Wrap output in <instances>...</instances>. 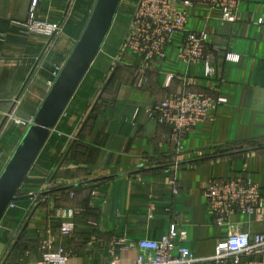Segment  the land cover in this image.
<instances>
[{
  "label": "crops",
  "instance_id": "crops-1",
  "mask_svg": "<svg viewBox=\"0 0 264 264\" xmlns=\"http://www.w3.org/2000/svg\"><path fill=\"white\" fill-rule=\"evenodd\" d=\"M33 2L0 0V174L27 129L10 115L33 122L83 32H31L33 19L63 18L72 1ZM135 2L122 0L115 21L125 22ZM182 9L187 29L207 30L209 46L220 49L212 78L202 64L180 59L183 34L148 66L124 49L110 50L111 63L117 56L111 67L96 58L0 222V264H37L48 250L66 252L68 264H111L117 256L133 264L140 250L132 245L158 240L173 223L187 231L180 245L210 257L228 226L214 222L209 180L245 173L264 196V0L243 2L237 23L223 21L218 7ZM186 88L218 91L227 102L179 145L143 111L133 119L136 109ZM231 221L243 232H264V213H236Z\"/></svg>",
  "mask_w": 264,
  "mask_h": 264
},
{
  "label": "built area",
  "instance_id": "built-area-1",
  "mask_svg": "<svg viewBox=\"0 0 264 264\" xmlns=\"http://www.w3.org/2000/svg\"><path fill=\"white\" fill-rule=\"evenodd\" d=\"M246 1L136 0L123 49L130 50L143 66H148L154 60L163 58L173 38L183 34L180 59L188 66L202 64L204 77L210 79L220 49L209 46L207 30L187 29V13L182 7L196 3L218 7L223 12V21L237 23L241 21L240 5ZM36 2L34 0L33 5ZM61 23L60 19H33L27 26L33 33L53 38L62 30ZM226 58L237 59L238 56L227 53ZM60 71L61 68H58L56 75ZM226 102L227 99L218 91L203 93L186 88L157 103L136 109L133 119L143 111L148 118L155 119L171 130L169 140L177 146L197 124L211 119L218 107ZM10 116L18 124L26 127L31 125V122L13 117L12 114ZM168 183L175 193L180 190L175 179H170ZM205 194L214 222L219 226H228V235L218 242L214 255L198 257L190 248L180 245L178 241L187 238V231L173 223L158 240L143 239L132 245L140 250L133 264H264V232H243L239 230V223L231 221L236 213L256 214L258 218L263 216L264 196L261 186L244 173L227 179L209 180ZM63 232L69 233L71 229L65 227ZM118 242L125 244L123 239ZM68 259V254L63 250H48L37 264H68ZM111 264H120L118 256Z\"/></svg>",
  "mask_w": 264,
  "mask_h": 264
},
{
  "label": "water",
  "instance_id": "water-1",
  "mask_svg": "<svg viewBox=\"0 0 264 264\" xmlns=\"http://www.w3.org/2000/svg\"><path fill=\"white\" fill-rule=\"evenodd\" d=\"M122 0H96L75 47L0 174V222L101 51Z\"/></svg>",
  "mask_w": 264,
  "mask_h": 264
},
{
  "label": "rangeland",
  "instance_id": "rangeland-1",
  "mask_svg": "<svg viewBox=\"0 0 264 264\" xmlns=\"http://www.w3.org/2000/svg\"><path fill=\"white\" fill-rule=\"evenodd\" d=\"M71 1L72 2L68 15L59 19L62 22L61 23L62 28L68 29L70 32L75 33L74 38H76V36L80 35V33L84 30L90 18V14L92 13L96 0H71ZM126 6L127 3L124 4V6H122V10L126 9L125 8ZM121 18L126 19L127 22L126 21L120 22V19H117L115 21V24L112 26L111 31L106 39V42L104 43L101 51L96 57L97 60H99V62L101 61L105 63L106 61H108V63L111 64L110 67L113 66V62L114 60L116 61V57H117L115 56L114 57L115 59L113 58V62L111 63V60L108 58L109 55H111L112 53L110 50L117 51L118 52L117 54H120V52L123 50V47L125 45L126 37L129 31V27L127 23L128 21H130V16L123 15ZM59 19H54V20H59ZM123 35L125 37L124 39H123ZM122 39L124 40L123 44L121 43ZM108 74L109 72L104 77L105 79L107 78ZM256 144L257 142L255 143L248 142L244 146L251 148L254 147ZM261 145H264V141L261 142Z\"/></svg>",
  "mask_w": 264,
  "mask_h": 264
}]
</instances>
